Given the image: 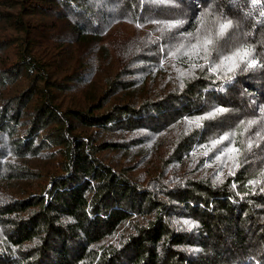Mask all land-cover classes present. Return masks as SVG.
I'll return each instance as SVG.
<instances>
[{
    "label": "trees",
    "instance_id": "1",
    "mask_svg": "<svg viewBox=\"0 0 264 264\" xmlns=\"http://www.w3.org/2000/svg\"><path fill=\"white\" fill-rule=\"evenodd\" d=\"M0 264H264V0H0Z\"/></svg>",
    "mask_w": 264,
    "mask_h": 264
},
{
    "label": "snow or ice",
    "instance_id": "2",
    "mask_svg": "<svg viewBox=\"0 0 264 264\" xmlns=\"http://www.w3.org/2000/svg\"><path fill=\"white\" fill-rule=\"evenodd\" d=\"M182 23H183L182 21H176L174 23L169 24L168 27L170 29H175V28H178V27L182 26ZM231 26H232V21L231 20H228L227 22L219 23L218 29H217V32H216V35L218 37H223L225 35L226 31L229 28H231ZM181 36L182 37H185V38L192 37L193 36V33H187V34L181 33ZM212 44H213V39L211 38V36H204L202 42L200 41L199 38H197V42L195 44H192L191 45V48L192 49H197V50H199V49L202 48V50L204 52V58H207V55L209 54L210 46ZM181 47H183V45H181ZM249 55H250V53H249V51L247 49L244 50L243 55H241L240 51H236L233 54V56H225L223 58V60L221 61V64H223V61H228V60L235 61V58L237 56L240 57L241 62H244L245 58L248 57ZM197 58H199V51L197 52ZM253 66H256V61L255 60H250L246 64V68L247 67H253ZM193 67H195V65ZM219 67H220V65H217L216 67L211 68V71L212 72H216L217 71V68H219ZM238 67H239V64H235V67L229 66L228 67V71L229 72H232V71L235 70V68H238ZM227 111H228V109L223 108V107L216 108L214 111L208 113L206 116H203V117L198 118V120L195 121L196 126L198 128L202 126L200 124V122H199L202 119H214L218 115L223 114V113H225ZM189 123H193V122L192 121H189ZM249 123L252 124V125H255L257 122L256 121H251ZM257 135H259V133H257ZM228 139H229V135L228 134H224V135H222L220 137V139H218V140L217 139L212 140L211 141V148H209L208 151H211L212 148H215L222 141H225V140H228ZM204 147L207 148L208 146H204ZM247 147H248L249 150H251V148L253 147V144H252L251 140L248 142ZM208 151H205L203 153V155L207 156L208 155ZM227 152L229 154H232V153L238 154L239 150L237 148H235V147H232V148L228 149ZM216 159L219 160V159H221V157L220 156H217ZM235 166L236 167H239L238 164H236ZM230 174L234 175V172H230ZM221 177H222V173L216 177V181L217 182H222ZM252 183L255 184L256 182L255 181H252ZM233 187H235V185H233ZM183 223L186 224V225H189L190 227H192V225H190V222L187 221V220H185Z\"/></svg>",
    "mask_w": 264,
    "mask_h": 264
}]
</instances>
